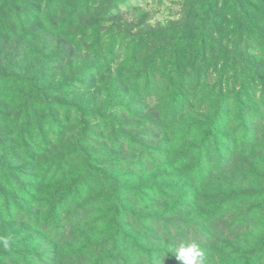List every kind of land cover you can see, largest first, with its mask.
Returning a JSON list of instances; mask_svg holds the SVG:
<instances>
[{
    "label": "rangeland",
    "instance_id": "1",
    "mask_svg": "<svg viewBox=\"0 0 264 264\" xmlns=\"http://www.w3.org/2000/svg\"><path fill=\"white\" fill-rule=\"evenodd\" d=\"M244 1L0 0L4 160L22 163L21 154L4 150L18 149L5 146L11 141L8 123L22 121L24 110L30 113L40 105L36 121L46 120V132L53 126L51 137L60 132L58 126L66 129L62 101L81 100L84 108L100 110V133L107 137L96 141V148L103 149L101 161L110 157L104 199L124 217L128 234L141 236L142 248L163 253V258L149 257L128 246L115 251L111 243L91 264H170L164 252L176 258L180 248L193 244L202 253L201 264H264V40L258 35L230 40L228 47L237 51L236 58L213 67L209 56L197 57L196 49L202 48L192 39L208 8L212 13L228 8L224 21H229L239 12L231 10L235 4L247 7ZM253 1L248 0L250 5ZM260 1L257 8L264 16V0ZM76 10L80 18H74ZM177 28L192 32L176 47L173 42L182 34L175 32ZM165 34V41L159 42ZM151 35L156 47L147 49ZM136 46L142 55L134 58ZM156 51L164 59L152 73L144 58L146 52ZM176 55L181 57L178 61ZM56 56L61 57L57 67L50 64ZM75 70L82 75L73 76ZM136 72L146 74L138 95ZM22 79L24 84L19 83ZM29 79L37 81V90L30 88ZM68 80V89L61 91L66 100L52 96ZM244 92L253 104L240 115L237 101H245ZM218 110L229 113V125L222 132L228 142L222 151L227 147L231 152L222 154L221 161L227 158L230 163L217 172L216 158L209 163L204 158V174L193 181V174L178 166L183 162L179 157L187 143L197 145ZM70 116L69 130L79 121L86 123L76 113ZM223 122L224 118L218 121ZM112 128L118 135L114 138L108 137ZM111 151L115 154L109 156ZM72 213L74 208L66 217ZM76 244H71L72 250ZM73 253H59L56 263L79 264L82 257Z\"/></svg>",
    "mask_w": 264,
    "mask_h": 264
},
{
    "label": "trees",
    "instance_id": "2",
    "mask_svg": "<svg viewBox=\"0 0 264 264\" xmlns=\"http://www.w3.org/2000/svg\"><path fill=\"white\" fill-rule=\"evenodd\" d=\"M244 2L247 7L241 4H235L232 7L233 12H239L237 17L229 21H224L228 8H220L219 13H212L211 8L207 9L205 17L196 26V35L192 38L196 47L202 48L196 49L197 57L203 55L201 58L205 59L209 56L213 67H217L218 63L225 66L226 62L237 56V51L232 53L228 47L230 40L236 39L241 42L244 37L253 35H258L264 40V16L257 8L258 5L261 7L262 2L253 1L255 6L250 5L248 0ZM81 16V12L76 10L74 18ZM174 30L177 34L182 32L173 42L176 47L181 40H185V35H191L192 32L185 33L182 28ZM166 34L159 42L165 41ZM172 35L176 36V34ZM153 40L154 37L151 35L147 41L150 47L147 49L156 47ZM138 48L136 46L133 50L134 58L142 55ZM145 56V66L152 73L159 59H164L160 51L152 54L146 52ZM60 58L56 56L50 64L57 67L56 65L61 62ZM175 58L178 61L181 57L176 55ZM143 73L134 74L136 95L139 93ZM79 75H82V72L75 70L73 76ZM28 81L30 88L36 90L39 88L35 79ZM184 82L185 80H182L179 86L182 87ZM19 83L25 82L22 79ZM69 83L71 80L61 82L52 91V96H59L66 100V97L61 95V91L67 90L66 85ZM242 97L245 98L244 102L240 98L237 101L240 115L249 109L247 104H253L247 97V93L244 92ZM262 97L263 95L260 96L261 99ZM62 103L63 110L66 111L63 123L66 129H63L62 125L58 126L56 130L61 128L60 132L52 137L53 126L46 132V120L36 121L40 105L35 107L38 110L30 113L24 110L22 121L16 118L8 123L11 141L8 139L5 146H16L18 149L13 152L4 150V153L21 154L23 157L19 160L22 163L16 165V158L7 161L0 153L2 154L0 156V264H57L56 258L59 253L70 254L72 251L75 256L82 257L79 264H91L90 260H96V257L102 254V250L107 248V244L111 243L115 251L128 246L137 253L144 252L146 255L149 254V257L163 258L160 249L142 248L141 236L129 235L128 227L122 225L124 217L117 208L114 212L112 203L104 199L108 188L107 183L109 184L110 181V177L106 175L110 157L106 154V161H101L103 149L96 148V141H104L107 137L100 133V110L84 108L81 100L62 101ZM72 113H76L86 123L79 121L69 130L67 126L71 122L70 114ZM109 117L113 118L112 115ZM222 118L226 122L218 123ZM228 118L227 111L222 113L218 110L210 119L209 127L202 133L197 145H189V143H187L188 146L185 145L186 149L179 157V160L185 163L178 162V166L183 165L187 172L193 174L195 177L193 181L204 174L203 164H201L204 158L208 159V163L216 158L217 172H221L230 163L227 158L221 161L222 154L230 156L231 152L227 147L225 151H222L228 142L227 136L222 135L229 125ZM40 123H42L41 127H38ZM81 124L83 128L79 130ZM112 130L108 137L114 138L117 134L114 128ZM45 132L46 134L42 135ZM4 144L0 141V152ZM247 146L248 143L242 145L241 151ZM233 147V150H236L235 143ZM110 153L109 156L115 154L113 151ZM189 155H193L191 162H187ZM73 208L76 213L66 217ZM111 211L114 212L113 217H109ZM96 238H100L101 241L98 242ZM75 241L77 244L72 250L71 244ZM40 253L41 256L38 257ZM164 253L168 260H171L170 264H183L178 257L172 258L171 252ZM42 254H48L47 258L42 257ZM102 262L95 261L94 264H102Z\"/></svg>",
    "mask_w": 264,
    "mask_h": 264
},
{
    "label": "clouds",
    "instance_id": "3",
    "mask_svg": "<svg viewBox=\"0 0 264 264\" xmlns=\"http://www.w3.org/2000/svg\"><path fill=\"white\" fill-rule=\"evenodd\" d=\"M178 258L183 261V264H201L202 253L198 250L197 246L193 244L186 248H180Z\"/></svg>",
    "mask_w": 264,
    "mask_h": 264
}]
</instances>
